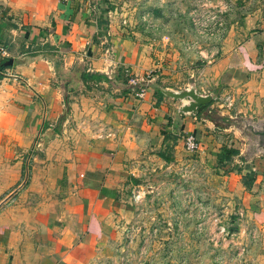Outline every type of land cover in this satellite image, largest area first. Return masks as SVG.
<instances>
[{"label": "crops", "instance_id": "1", "mask_svg": "<svg viewBox=\"0 0 264 264\" xmlns=\"http://www.w3.org/2000/svg\"><path fill=\"white\" fill-rule=\"evenodd\" d=\"M91 2L0 0V40L9 51L0 59V264H85L107 252L122 233L124 185L151 157L163 161L158 152L165 146L174 159L185 152L188 133L198 158L239 167L230 177L243 180L245 206L264 230V155L246 156L258 139L249 127L264 116V5L229 32L203 67L164 68L155 65L149 43L101 19L104 9ZM125 68L152 73L142 98ZM190 79L214 95L197 115L177 112L180 102L152 86L182 89ZM88 87L105 96L72 93ZM66 90L68 104L74 109L79 101L84 109L85 132L63 114ZM233 116L248 127L220 122ZM96 126L103 130L94 133ZM49 128L56 134L43 143Z\"/></svg>", "mask_w": 264, "mask_h": 264}, {"label": "rangeland", "instance_id": "2", "mask_svg": "<svg viewBox=\"0 0 264 264\" xmlns=\"http://www.w3.org/2000/svg\"><path fill=\"white\" fill-rule=\"evenodd\" d=\"M91 3L104 9L101 19L109 22L112 18L126 35L149 43L155 65L177 68L203 67L217 57L224 38L250 13L258 12L264 0ZM73 89L74 95L82 92L88 99L96 93L105 96L100 88ZM70 95L67 90L63 94V114L70 117V126L78 127L77 132H85L81 125L84 109L79 101L73 109L68 104ZM215 109L211 115L217 119ZM220 122L241 131L249 124L234 116ZM94 129L100 132L103 127ZM170 150L166 155L171 161L151 157L124 185L122 233L107 252L85 264H264V230L245 206L243 180L231 179L229 174L239 173V167L229 160L213 164L186 150L174 159Z\"/></svg>", "mask_w": 264, "mask_h": 264}, {"label": "water", "instance_id": "3", "mask_svg": "<svg viewBox=\"0 0 264 264\" xmlns=\"http://www.w3.org/2000/svg\"><path fill=\"white\" fill-rule=\"evenodd\" d=\"M9 64L11 62H8ZM76 78L80 79V72H76ZM191 85L182 89H168L162 87L160 84H153L152 86L160 91L164 96L178 100L179 106L177 112L182 114L197 115L204 111L214 99V95L207 92H199L194 85V79H190ZM249 131L258 137L254 143L249 145L248 154L249 157L255 155H264V116L260 118L256 123L249 127ZM56 134L52 128H49L43 137V143L47 142Z\"/></svg>", "mask_w": 264, "mask_h": 264}, {"label": "built area", "instance_id": "4", "mask_svg": "<svg viewBox=\"0 0 264 264\" xmlns=\"http://www.w3.org/2000/svg\"><path fill=\"white\" fill-rule=\"evenodd\" d=\"M60 1H67V0H60ZM9 57V51L6 44L0 40V59H7ZM5 69L0 68V75L1 77L5 75ZM123 76L125 77L128 85L130 86L132 92L139 98H142L145 95V92L150 87L152 82V73L146 72L143 74H131L128 69L123 70ZM139 87V88H138ZM138 88V89H137ZM223 101L227 106H231V97L229 95L224 96ZM222 101V103H223ZM35 147H40V143L36 142ZM183 147L188 152H196L198 149L197 140L192 133H188L183 137ZM12 202L13 200L10 199Z\"/></svg>", "mask_w": 264, "mask_h": 264}, {"label": "trees", "instance_id": "5", "mask_svg": "<svg viewBox=\"0 0 264 264\" xmlns=\"http://www.w3.org/2000/svg\"><path fill=\"white\" fill-rule=\"evenodd\" d=\"M4 64H5V62H2V64H1V66H0V68L2 69L3 68V66H4ZM0 79H1V75H0ZM84 79L82 78V81H83ZM139 88V87H138ZM137 88V89H138ZM155 91L156 92H158V93H160V91H158L157 89H155ZM161 94V93H160ZM212 104V103H211ZM212 117V116H211ZM213 119V121H215V123H218L217 122V119H215L214 117H212ZM176 140V137L174 136V137H171V136H165L164 137V141L165 140ZM170 148L168 147V146H165L164 147V149L162 150V151H160V152H158V156L161 158V159H163V160H165V161H167V162H169V161H171V159L169 158V156L168 155H166V151L168 152V150H169Z\"/></svg>", "mask_w": 264, "mask_h": 264}]
</instances>
